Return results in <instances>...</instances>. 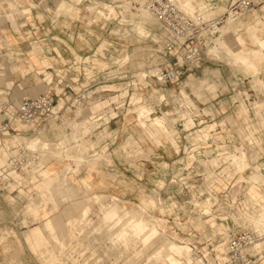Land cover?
<instances>
[{
	"label": "crops",
	"instance_id": "obj_1",
	"mask_svg": "<svg viewBox=\"0 0 264 264\" xmlns=\"http://www.w3.org/2000/svg\"><path fill=\"white\" fill-rule=\"evenodd\" d=\"M44 1L52 8L47 15L40 13L39 17L34 14V25L26 31L23 10L19 9L20 14L16 15L17 29H14L7 13L8 0H0V102L11 101L19 105L23 96L35 97L44 93L50 94L54 100V115L36 123L12 121L5 127L6 115L0 113V261L7 264H47L50 260L55 264H71L68 248L74 241L71 238L72 219L79 213L73 210L75 198L84 193L90 197L94 193L103 197L115 195L134 199L132 192L121 191L122 182L146 181V184L160 181L158 177L165 175L158 171H165V164L171 166V171L175 167L179 171L187 160H192L195 170L205 165L212 168L211 160L238 154L239 149L246 155L240 165H234L229 159L219 163L208 176L203 173L194 175L198 181L207 178L211 182L206 190L201 191L204 187L201 185L195 193L198 197L206 193L211 205L184 206L187 213L197 215L194 216L197 221L191 218L178 221L189 229L188 232L178 230V233L182 232V239H196L207 246L219 247L239 231L251 230L253 221L259 220L264 211V86L253 88L255 73L235 79L223 65L214 67L202 63L199 67H188L183 63L162 64L160 69L176 72L168 82L177 91L175 95L168 92L163 95L164 106L167 102L179 101L180 108L191 115L192 123L185 120L187 116L185 121H178L172 127L173 141L162 137L159 142H141L135 127L134 111L117 104L123 95L120 87L112 90L103 88L106 85L120 86L121 83L112 79V83L107 84L105 81L111 78L96 69L97 66L89 69L86 63L87 58L97 53L96 35L82 26L88 17L85 18L82 12L77 13V8L87 0L78 3L72 0H40L39 5ZM232 1L192 2L198 8L213 6L212 13L206 14L209 16L223 12L218 7L227 9ZM62 11L65 16L57 15ZM261 11L253 8L239 16L234 25L241 32L237 36L241 45L238 47L234 43L233 49L245 50L246 40L242 33H248L249 27L253 28L257 38H264L257 35V25L264 26ZM78 22L82 23L80 30L73 29V24L76 26ZM43 23L47 28H43ZM138 30L144 31L140 27ZM28 32L34 39L47 41V45L26 46ZM248 34L256 45L251 49H258L255 37L250 32ZM128 67L132 69L130 64ZM261 68L256 77L264 82V68ZM242 79L246 81L242 82ZM221 81L228 88L225 95L209 89L216 84L220 86ZM235 82L243 88L237 93L231 88ZM92 87L96 88L90 90ZM95 90L100 97L108 95L110 106L102 111L107 121L75 141L74 131L60 124L64 114L72 111L69 112L65 105L70 99L84 98ZM126 96L131 98L130 94ZM180 115L179 118L182 117ZM151 122L147 121V126ZM152 124L148 126L150 131L140 124L141 130L155 140H158L157 135L151 132L168 133L165 122L162 128ZM202 130L209 133L207 139L198 137ZM35 141L47 144L48 148L41 151L39 148L30 149L28 144ZM61 142L66 144L63 149H60ZM138 150L143 153L138 154ZM227 150L232 152L225 154ZM80 153L85 157L82 160L77 156ZM74 157L78 158L74 161ZM77 159L80 165L86 164L90 168L74 173ZM13 160L19 162L18 169L11 168ZM140 164H144L143 167H138ZM154 190H149L146 195ZM159 193L162 198L160 196L156 212L164 216L168 212L165 202L169 195L162 190ZM82 207L89 209L85 204ZM184 207H174L173 211L180 214ZM47 221L53 225L52 231L46 227ZM259 232H264V228ZM259 246L264 247V240ZM52 247H58L62 252L52 258L49 256ZM210 258L219 264H230L229 257L216 253H211Z\"/></svg>",
	"mask_w": 264,
	"mask_h": 264
},
{
	"label": "rangeland",
	"instance_id": "obj_2",
	"mask_svg": "<svg viewBox=\"0 0 264 264\" xmlns=\"http://www.w3.org/2000/svg\"><path fill=\"white\" fill-rule=\"evenodd\" d=\"M39 1L40 0H25L23 2H19L17 0H8L7 13L10 14L9 19L14 29H17L15 19L17 13L20 14L19 9H22L23 11L21 13H24L23 15L25 18L24 23L26 25V31L29 30V27L34 25V21L32 19L34 14L39 15V17H41L40 13L47 15L49 9L52 7H50L49 3L46 1L41 2L39 5ZM72 1L73 3H78L80 0ZM129 1L131 0H87L85 3H83V5L81 4L80 6L79 4L80 7H78L79 9L77 8V13L78 11L82 12L81 14H83L85 18H88L86 19L85 23L83 22V24L79 22L76 26L73 24V29L80 30V24H82V26L96 35L94 40H97V53L92 57L87 58L86 63L89 66V69L97 66L98 68L96 69L99 71H104L105 76L108 75V78H111L110 80L105 81L107 84L112 83V79L121 83L120 86L106 85L103 88L105 90H112L114 87H120V91L123 92V95L121 101L117 104L121 105V107L125 106L127 109L134 111L133 113L135 115L136 123L135 127L138 128L137 132L140 141L145 142L146 140H154L159 142L162 137H167L168 140L173 141L174 132L172 131V127L175 126V124L181 119V121L188 120L189 123H192V119H190L192 117L186 109H181L182 107L180 108L179 101L173 102V104L167 102V105L164 106L166 103L165 100H163V95L166 96L167 92L170 95H175L177 91L173 89V86L170 82L161 83L156 77L160 75V70H163L160 69L162 64L168 62L182 63L183 51L180 52L175 50L173 52H165L163 48V39L165 38L164 29L153 18V16L150 15L148 11H146L143 7H140L139 9H133ZM176 1L183 9L188 8V10L191 12L198 10H193V0H188L189 6L187 5V0ZM33 8L34 10H32ZM218 8L222 9L220 11L223 12L217 15H222L226 11V7ZM255 9L262 10L260 14L262 16V20H264V7ZM212 10H214V7L208 6L206 9L202 10V14L205 18H211L215 15L210 14L211 16H207L206 14L212 13ZM199 13L201 12L199 11ZM57 15L65 16V12H58ZM238 18L235 20L225 21L215 30V33L211 34L210 30L204 32V41L206 47L204 48L203 64H212L214 67H220L223 65L228 68L229 72L232 73L233 76H235V79L238 77L243 78V76L247 75L253 76L255 73V80L252 82V86L254 85L253 88L257 89L264 86V82L259 81V79L256 77V74L260 71V67L264 68V60L259 62L254 69H250L244 65L235 63L231 56L232 54H229L230 52L228 53V48L234 53H238L242 50L241 48L237 50L232 48L234 43H237L238 47L241 45L239 42L240 40H238L239 38L237 37L241 32H239V29H236V26L234 25ZM138 27L142 28L144 31L140 32ZM43 28H47L45 23H43ZM82 28L83 27H81V29ZM257 28V35L264 36V26H262V24H258ZM250 29L253 33V28ZM242 36H245L246 40V47H244L245 50H243V52L256 47V45L253 43V40L249 38L248 33H242ZM25 40L26 46L47 45V41L34 39L31 37L29 32L26 34ZM34 40L37 42L33 43ZM247 47H249V49H246ZM28 56L29 55L26 54V57ZM129 64L132 66V69L128 67ZM245 81L243 80L242 82ZM95 88L96 87H92L90 90ZM231 88H234L236 93L239 92L240 89H243L236 82L233 83ZM209 89H214L215 92L219 91L222 93V95L228 93L226 92L228 89L226 87V83L223 81H221L220 86L216 84L215 86H211ZM96 93L97 91L93 93L90 92L84 98L79 97L76 99L74 97L70 99L65 105L68 107V111H72H69L71 114H64L60 124L72 128L74 131L73 138L75 141L79 138H82V136L89 134L93 129L99 127L102 123L107 121V117L102 111L104 107L110 106V103L107 101L108 95L100 97V95H97ZM127 94H130L131 98L126 96ZM3 102H0V107ZM146 107L152 108L154 112L153 115H151L152 117L162 115L165 118V126L168 130V133L160 132L158 135V140H155L153 136L144 130H141L142 128L139 124V116L137 117V115L142 108ZM109 109L110 111L112 110L111 107ZM111 114H113L112 111ZM178 114H182L180 115L182 117L179 118ZM90 115H98V117H101L99 122L94 123L95 125L97 124L96 126H94V124L88 126V123L84 122L85 119L90 117ZM184 117H186L185 120ZM151 119L152 118L149 119L150 122L152 121ZM73 120H76L79 123L77 122L75 125L67 124ZM151 124L152 122L149 123V125ZM82 127H84L83 130ZM84 131L85 134H83ZM198 137H201L204 140L208 138V134L205 130H202ZM28 147L32 150L39 148V151L44 150L46 147L48 148L47 144H43L42 142L38 144L36 141L30 142ZM237 151H239L238 154H228L232 151L227 150L224 153L228 155L224 156L225 159L223 157H221V159L224 161L231 159L234 165H240L245 161L246 155L245 152L240 149ZM137 153L142 154L143 151L138 150ZM191 154L192 151L189 155ZM77 156H80L81 159L79 160L85 158L81 153ZM233 156L242 159H239L238 164H236L233 160L234 158L232 159ZM78 157H74V161ZM194 159L196 158L194 157ZM79 160L77 159L73 166V168L76 169L74 173H80L82 169L85 168L87 170L90 168V166H86V164L80 165ZM222 160L215 159L212 161L213 165L214 163L218 165L222 162ZM143 165L144 164H140L138 167H143ZM165 165V171H158L159 174L161 173L162 175H165L163 177H158L160 181H154L153 183L147 182L146 184V181H125L120 184L121 191L132 192L133 194L131 195L134 197V199L130 196L119 198L115 195L103 197L100 195H95L94 193H92L90 197L84 193L83 196H79L74 199L76 203L74 204L73 210L79 213L74 214L72 219L71 238L74 241L68 248L70 249V255L72 259L71 264H153V262L156 263L155 260L153 261V254L155 253L154 251L157 250L162 243L167 242V240H173L180 244L186 243L192 247L193 250L190 253V262H187L186 258L182 257L183 259H181V264H219L217 263L218 261L214 262V260L210 258L211 253L219 254L221 257H229V254L226 250V244H222L219 247H211L207 246L205 243L202 244L201 242L195 241L196 239L194 241L190 239H182V232L178 233V230L187 232L189 231L188 228L184 227V225H181L179 222H182L187 218L195 219L194 216H197L194 213H187L185 207H193L197 205L208 207L211 205L209 200H207L208 195L206 193L203 197H198L195 194L196 190L199 189V186L204 185V187L201 188V191L202 189L206 190V188L210 186L211 182L207 178L205 180L198 181V177H194V175L196 173H203L208 176L207 174L212 172L211 170L217 168L218 166L215 165L214 167L211 163L214 168H209V166L205 165L207 167H201V169L195 170L192 160H187L186 164L181 166L179 171H177L176 167L171 171V166H168V164ZM168 174L170 175L167 176ZM151 189L155 190L152 194L149 193L150 195L147 196L146 192L148 193ZM160 190L164 191V193L168 192L169 195L165 202V205L168 206V212L164 216L163 214L161 215L156 212V209H158L160 206V201L162 198L161 194L159 193ZM114 203L117 204L119 209L123 207L125 211L130 210V213H134H131L133 216H135V214L136 216H139H135V218H141L140 216H142V218L144 217L143 219H146L145 221H148L147 223L149 225L154 224L153 226H156L160 233H158V235H156V237L147 245L142 238H137L133 235L132 237L131 234L128 235L131 237H126L127 239H123L122 241V238L120 239L116 236V234L119 232V230L127 229L128 226H131H127L126 224L119 223L117 221L116 224L115 222L113 224V217L110 220L104 219V209L108 210V208L110 209L115 207ZM84 204L89 207L88 210L86 207H82ZM177 206H185L182 208L184 210H182L180 214H177L173 211V208ZM102 208L104 209L101 210ZM84 210H86V214L81 217L80 214ZM122 210L123 209H121V213L124 212V210ZM131 210L136 211V213ZM205 218L208 217L206 216ZM194 221L196 222L197 220L195 219ZM253 224L254 226L252 225V229L247 231L256 232L259 236L261 235L262 239L259 240H264V232H259L262 228H264L262 219L259 218V221L254 220ZM46 227L51 231L54 229L50 221H47ZM126 240L127 242H125ZM254 249L251 247V252L256 255V264H264L262 263L264 262V247L256 246ZM60 252H62V250H60L58 247H52V251H49V256L53 258L57 254H60ZM151 254L153 255L152 257ZM212 256L215 257L214 255ZM147 257H151L153 259H148ZM149 260L152 262H149ZM51 263L55 264L50 260L47 264ZM0 264L7 263L0 261ZM57 264H59V262H57ZM159 264H168V262L161 260L159 261Z\"/></svg>",
	"mask_w": 264,
	"mask_h": 264
},
{
	"label": "built area",
	"instance_id": "obj_3",
	"mask_svg": "<svg viewBox=\"0 0 264 264\" xmlns=\"http://www.w3.org/2000/svg\"><path fill=\"white\" fill-rule=\"evenodd\" d=\"M133 9L143 7L161 25L165 31L163 48L165 52L183 51L182 63L188 67H199L203 63L204 32L211 34L228 20L237 19L243 12L264 7V0H234L222 15L205 18L198 11L181 9L175 0H131ZM178 61V60H177ZM174 70H160L157 80L167 83L175 76ZM54 100L50 94L35 97L23 96L19 105L4 101L0 113L6 115L4 126L12 121L25 124L36 123L38 120H48L54 115ZM11 168L18 169L19 162L13 160ZM260 239L253 231H239L231 236L226 243L230 264H256V258L251 247Z\"/></svg>",
	"mask_w": 264,
	"mask_h": 264
},
{
	"label": "bare ground",
	"instance_id": "obj_4",
	"mask_svg": "<svg viewBox=\"0 0 264 264\" xmlns=\"http://www.w3.org/2000/svg\"><path fill=\"white\" fill-rule=\"evenodd\" d=\"M176 1V0H175ZM177 2V1H176ZM178 3V2H177ZM179 5V4H178ZM184 6H186L185 4H183ZM187 5L189 6V2H188V0H187ZM180 7V6H179ZM181 9H183L182 7H180ZM185 8V7H184ZM204 8L206 9V7H197L196 8V6L194 5V9L193 10H197L198 12L200 11L201 13H202V10H204ZM186 10H188V8L186 9ZM151 15V14H150ZM251 27H249L247 30L255 37V40H256V43H257V45H258V49H249V50H247V51H245V52H243V50H241L240 52H238V53H234L233 51H231V49H229L228 47V53L229 54H232L231 56H232V58L234 59V61H235V63H239V64H241V65H244V66H246L247 68H250V69H254L256 66H257V64L259 63V62H261L262 60H264V38H257L255 35H254V33H252V31H251V29H250ZM248 32V33H249ZM159 75V74H158ZM146 76V75H145ZM157 99V98H156ZM153 107V106H152ZM153 113V110H152V108L151 107H149V108H142L140 111H139V113H138V115L137 116H139V121H140V124L143 126V128L145 129V130H147V131H150V129L148 128V126H147V121H149V119L150 118H152L151 117V114ZM101 116V115H100ZM105 116V115H104ZM106 118V117H105ZM104 118V119H105ZM101 120V117H98V115L97 116H91L90 115V117L89 118H87V119H85V121L84 122H87L88 123V126L89 125H93L94 123H96V122H99ZM152 120V123L153 124H155V125H157V126H159L160 128H162L163 127V125H164V122H165V119L162 117V115H160V116H158V117H154V118H152L151 119ZM78 121H76V120H73L72 122H70V123H67V124H69V125H75L76 123H77ZM79 123V122H78ZM78 125V124H77ZM86 125V124H85ZM97 125V124H96ZM95 124H94V126H96ZM72 127V126H71ZM74 127V126H73ZM85 127V126H84ZM84 127H82V130H83V128ZM91 128H93V127H91ZM72 129V128H71ZM74 129V128H73ZM79 130V129H78ZM88 130V129H87ZM89 130H90V128H89ZM92 130V129H91ZM161 131H156V133H153V132H151L153 135H157L156 137H157V139H158V135H159V133H160ZM76 133V132H75ZM82 133V132H81ZM80 133V134H81ZM78 134V133H77ZM83 134H85V131L83 132ZM203 134V133H202ZM209 134V133H208ZM245 134V133H244ZM82 135V134H81ZM162 135V134H161ZM79 136V135H78ZM85 136V135H84ZM84 136H82V138H84ZM163 136V135H162ZM203 136H204V134H203ZM75 137V136H74ZM79 138V137H78ZM78 138H75V139H78ZM82 138H79V139H82ZM78 139V140H79ZM160 139V138H159ZM73 140V139H72ZM78 140H76V141H78ZM213 141V140H212ZM65 143V142H64ZM63 142H61L60 144V149H63L64 148V146L66 145V144H64ZM243 157V156H242ZM245 157V156H244ZM223 158H224V156H223ZM234 158V159H233ZM225 159V158H224ZM232 159L234 160V162L236 163V164H238V160L239 159H242V158H236V157H232ZM199 160V159H198ZM219 160H222V159H219ZM243 160H244V158H243ZM210 161V160H209ZM211 161H214V160H211ZM222 161H224V160H222ZM242 161V160H241ZM216 162V161H215ZM219 162V161H218ZM221 162V161H220ZM240 162V161H239ZM212 163V165H213V162H211ZM212 165H210V167L212 166ZM215 163H214V167H215ZM166 166V165H165ZM212 166V167H213ZM217 166V165H216ZM219 166V165H218ZM205 167H207V166H205ZM213 167V168H214ZM208 169V168H207ZM258 173V172H257ZM261 177H262V174H261ZM115 204V203H114ZM111 205H113V204H111ZM114 206V205H113ZM101 207H103V206H101ZM105 207V206H104ZM107 208H108V206H107ZM118 207H117V204H115V207H112V208H108V210L107 209H104V208H102L101 210H103L104 209V219L105 220H110L112 217H113V219H114V221L112 220V223L114 224V222H115V224H116V221L117 222H119V223H123V224H126L127 226L128 225H130L131 227H127V229H122V230H119V232L116 234V236L117 237H119L120 239L122 238V241H123V239L125 240V239H127L126 237H131L132 235L133 236H135V237H137V238H142L143 239V241L145 242V244L147 245L148 243H150L155 237H156V235H158V233H160L159 231H158V229L156 228V226H153V225H149L145 220L146 219H143L142 218V216H140L141 218H135V216H136V214H135V216H133L132 214H134V213H130L128 210L127 211H125L124 210V208L123 207H121V209H123L124 210V212L123 213H121V209H117ZM107 210V211H106ZM122 210V211H123ZM131 211H133V210H131ZM133 212H135L136 213V211H133ZM84 214H86V210H84V211H82V213L80 214V216L82 217V216H84ZM138 215V214H137ZM142 215V214H141ZM261 218L260 219H262V221H264V211H262V214H261ZM136 217H139V216H136ZM259 221V220H258ZM110 223H111V221H110ZM109 223V224H110ZM118 223V224H119ZM122 225V224H121ZM260 225V224H259ZM110 226V225H109ZM120 226V225H119ZM114 227V226H113ZM126 227V226H125ZM124 227V228H125ZM131 228V229H130ZM115 234V233H114ZM114 234H113V236H114ZM129 234H131V236H128ZM111 236V235H110ZM115 236V237H116ZM132 236V237H133ZM116 237V238H117ZM136 238V239H137ZM112 239V238H111ZM141 239V240H142ZM133 240V239H132ZM125 242H127V240L125 241ZM260 242H261V240H258L254 245H253V249L256 247V246H259L260 245ZM132 243V242H131ZM125 244V243H124ZM128 245V244H127ZM61 248V247H60ZM191 251H192V248L189 246V245H187V244H180V243H177V242H175V241H173V240H167V242H165V243H162L161 244V246L157 249V250H155L153 253V255L151 254V257L153 256V258H151V259H153V261L155 260V262L156 263H154L153 262V264H159V261H161V260H165V261H167L168 262V264H181L182 262H181V259H183V258H186V260H187V262H190V260H191V258H190V253H191ZM165 253V254H164ZM183 257V258H182ZM148 258V257H147ZM150 258H148V259H150ZM151 260H149V262H150ZM185 261V260H184ZM152 262V261H151ZM150 264H152V263H150Z\"/></svg>",
	"mask_w": 264,
	"mask_h": 264
}]
</instances>
